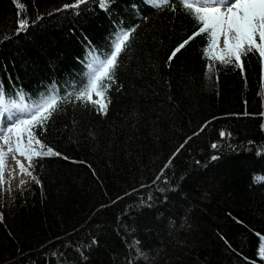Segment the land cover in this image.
Wrapping results in <instances>:
<instances>
[{
  "label": "trees",
  "instance_id": "1",
  "mask_svg": "<svg viewBox=\"0 0 264 264\" xmlns=\"http://www.w3.org/2000/svg\"><path fill=\"white\" fill-rule=\"evenodd\" d=\"M75 2L0 0L9 102L80 88L89 51L135 28L106 113L70 96L36 130L60 155L36 158L23 184L5 169L0 264H264V61H212L206 34L169 61L198 31L178 0Z\"/></svg>",
  "mask_w": 264,
  "mask_h": 264
},
{
  "label": "snow or ice",
  "instance_id": "2",
  "mask_svg": "<svg viewBox=\"0 0 264 264\" xmlns=\"http://www.w3.org/2000/svg\"><path fill=\"white\" fill-rule=\"evenodd\" d=\"M90 0H76L72 8L79 9L81 5H87ZM101 8H107L111 0H95ZM146 3L157 11L166 8L175 12L177 7L172 0H146ZM180 10L190 16L198 25V31L194 32L187 40L183 41L169 57V61L196 36L206 34L208 47L204 50L206 57L222 64H235L243 70L244 57L249 54H257L264 61V0H178ZM23 7L22 5H17ZM65 7H68L67 5ZM28 27L27 20H21L18 31H25ZM135 28L121 30L115 34L112 40V50L108 53L96 54L93 48L88 53L86 81L73 92L61 96L55 85L48 94H41L36 100L27 97L29 103H24L26 94L20 93V102H9L5 99L3 86L0 85V105L7 113L5 119L8 123L0 126V182L5 174L6 158L11 154L18 166L20 173L32 177L29 171L36 163V158L60 155L51 147L45 148L42 140L37 136L36 130L43 128L46 121L62 103L69 102V97L81 101L84 104L92 103L98 106V110L106 113V93L115 83L116 69L120 63L121 53L125 52ZM223 38V48H219V42ZM211 68V66H209ZM97 99H93V96ZM225 133L221 132L223 137ZM230 135V133H229ZM5 147L7 151H5ZM183 147V145L181 146ZM217 147V145H212ZM24 157L27 167L16 157ZM212 159H217L213 157ZM159 179V177L157 178ZM39 183V181H36ZM25 181L21 180V184ZM138 243V242H137ZM142 254V253H141ZM259 255L264 259V247Z\"/></svg>",
  "mask_w": 264,
  "mask_h": 264
},
{
  "label": "rangeland",
  "instance_id": "3",
  "mask_svg": "<svg viewBox=\"0 0 264 264\" xmlns=\"http://www.w3.org/2000/svg\"><path fill=\"white\" fill-rule=\"evenodd\" d=\"M219 48H223V38H221L219 45ZM93 99H97V97H95V95L93 96ZM0 126H4L6 123H8L5 119L7 113H5L4 111H2L0 109ZM0 145H3V141H0ZM5 151H7V148L5 147ZM17 158L19 160H21L22 163L25 164V166L27 167V160L24 157H20L17 155ZM6 171L9 173V175L13 178V181L16 185L21 184V180L25 181V174L20 173V170L18 168V166L16 164H14V162L11 160V154H9V156L6 158V167H5Z\"/></svg>",
  "mask_w": 264,
  "mask_h": 264
},
{
  "label": "bare ground",
  "instance_id": "4",
  "mask_svg": "<svg viewBox=\"0 0 264 264\" xmlns=\"http://www.w3.org/2000/svg\"><path fill=\"white\" fill-rule=\"evenodd\" d=\"M16 158H17V157H16ZM17 159H18V158H17ZM11 160L14 162V164H16L15 161L12 159V156H11Z\"/></svg>",
  "mask_w": 264,
  "mask_h": 264
}]
</instances>
